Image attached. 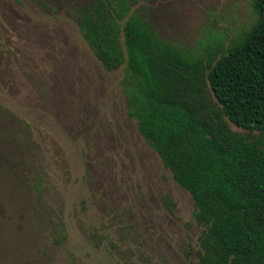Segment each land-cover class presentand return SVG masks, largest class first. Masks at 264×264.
Listing matches in <instances>:
<instances>
[{"label": "rangeland", "instance_id": "374dc122", "mask_svg": "<svg viewBox=\"0 0 264 264\" xmlns=\"http://www.w3.org/2000/svg\"><path fill=\"white\" fill-rule=\"evenodd\" d=\"M85 1L0 0V264H194V200L82 36ZM140 3L185 46L254 19L250 0Z\"/></svg>", "mask_w": 264, "mask_h": 264}, {"label": "trees", "instance_id": "16d2710c", "mask_svg": "<svg viewBox=\"0 0 264 264\" xmlns=\"http://www.w3.org/2000/svg\"><path fill=\"white\" fill-rule=\"evenodd\" d=\"M140 1L71 14L102 66L122 69L128 116L194 200V264H264V0H250L248 27L208 29L194 46L158 34Z\"/></svg>", "mask_w": 264, "mask_h": 264}]
</instances>
